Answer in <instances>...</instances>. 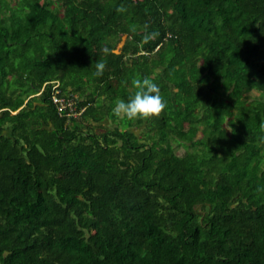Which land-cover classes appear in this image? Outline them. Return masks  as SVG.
Returning a JSON list of instances; mask_svg holds the SVG:
<instances>
[{"label": "trees", "instance_id": "obj_1", "mask_svg": "<svg viewBox=\"0 0 264 264\" xmlns=\"http://www.w3.org/2000/svg\"><path fill=\"white\" fill-rule=\"evenodd\" d=\"M40 1L0 0V264H264V0Z\"/></svg>", "mask_w": 264, "mask_h": 264}, {"label": "clouds", "instance_id": "obj_2", "mask_svg": "<svg viewBox=\"0 0 264 264\" xmlns=\"http://www.w3.org/2000/svg\"><path fill=\"white\" fill-rule=\"evenodd\" d=\"M118 12L126 11V8L121 5L117 8ZM148 25H144L145 34L142 38L141 44H147L151 40L155 39L159 33L147 31ZM105 55L109 54L107 48L102 49ZM95 76L100 77L103 75L106 68L104 61L96 62ZM131 85L135 89L134 95H132L127 102L123 99L117 100L112 112L120 119L127 121L158 119L166 108V102L161 95L159 86L148 77L133 78Z\"/></svg>", "mask_w": 264, "mask_h": 264}, {"label": "built area", "instance_id": "obj_3", "mask_svg": "<svg viewBox=\"0 0 264 264\" xmlns=\"http://www.w3.org/2000/svg\"><path fill=\"white\" fill-rule=\"evenodd\" d=\"M58 85L52 84V90H53V94L51 96V100L53 102V104L56 105L57 110L59 112H62L63 110H65L66 108H69V111L72 112L71 114L74 115L73 113V103L72 101H69L68 99L64 98V97H60L58 96L59 94V90L57 89Z\"/></svg>", "mask_w": 264, "mask_h": 264}, {"label": "rangeland", "instance_id": "obj_4", "mask_svg": "<svg viewBox=\"0 0 264 264\" xmlns=\"http://www.w3.org/2000/svg\"><path fill=\"white\" fill-rule=\"evenodd\" d=\"M13 2V1H12ZM42 2V0L40 1V3ZM124 40H125V36H121L119 38V41L117 43V46H116V49L114 50V53H118L124 43ZM252 96H257V94L255 92L252 93ZM200 137V134L197 135V138ZM173 147H174V151H175V154L176 155H181L183 154V152L185 150H187L188 148L191 149L193 146H184V145H175L174 143L172 144ZM198 147V146H197Z\"/></svg>", "mask_w": 264, "mask_h": 264}]
</instances>
